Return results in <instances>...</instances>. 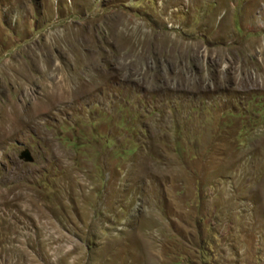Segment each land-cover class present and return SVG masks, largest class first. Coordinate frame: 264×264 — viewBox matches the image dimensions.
<instances>
[{
    "label": "rangeland",
    "instance_id": "obj_1",
    "mask_svg": "<svg viewBox=\"0 0 264 264\" xmlns=\"http://www.w3.org/2000/svg\"><path fill=\"white\" fill-rule=\"evenodd\" d=\"M0 264H264V0H0Z\"/></svg>",
    "mask_w": 264,
    "mask_h": 264
},
{
    "label": "water",
    "instance_id": "obj_2",
    "mask_svg": "<svg viewBox=\"0 0 264 264\" xmlns=\"http://www.w3.org/2000/svg\"><path fill=\"white\" fill-rule=\"evenodd\" d=\"M20 158L29 163L33 161V158L31 157V154L28 149H25L21 152Z\"/></svg>",
    "mask_w": 264,
    "mask_h": 264
}]
</instances>
